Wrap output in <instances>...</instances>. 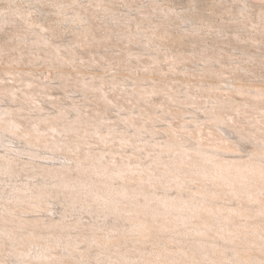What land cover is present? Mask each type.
Returning a JSON list of instances; mask_svg holds the SVG:
<instances>
[{"label": "rangeland", "instance_id": "374dc122", "mask_svg": "<svg viewBox=\"0 0 264 264\" xmlns=\"http://www.w3.org/2000/svg\"><path fill=\"white\" fill-rule=\"evenodd\" d=\"M0 15L7 18L0 23V93L6 95L0 109L33 115L16 116L24 121L20 128L38 113L68 110L71 118L83 114L120 130L143 127L160 141L236 142L232 159L259 151L264 95L233 86L264 92V0H0ZM39 35L44 41L37 43ZM83 125L90 130L81 129L74 140L104 162L137 161L133 153L140 150V161L150 159L145 148L120 146L115 138L103 143L93 123ZM39 128L51 140H72L69 132L44 123ZM7 135L11 145L25 146L22 137ZM92 249L90 264H113L97 261Z\"/></svg>", "mask_w": 264, "mask_h": 264}, {"label": "bare ground", "instance_id": "6f19581e", "mask_svg": "<svg viewBox=\"0 0 264 264\" xmlns=\"http://www.w3.org/2000/svg\"><path fill=\"white\" fill-rule=\"evenodd\" d=\"M6 19L0 15V23ZM43 41L37 36V43ZM21 115L24 121L33 117L0 109V264H90L94 247L97 261L113 264H264L263 138L248 159H232L227 156L239 148L236 142L206 147L188 139L160 141L143 127L120 130L83 114L71 118L68 110L38 113L20 128ZM86 122L103 143L115 138L120 146L143 147L150 159L140 161V150L133 153L137 161L104 162L74 140L81 129L90 130ZM40 123L69 132L72 140L49 139ZM7 132L25 146L11 145ZM42 145L52 150L50 157L38 149ZM23 173L28 180L18 179Z\"/></svg>", "mask_w": 264, "mask_h": 264}]
</instances>
